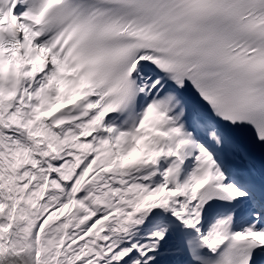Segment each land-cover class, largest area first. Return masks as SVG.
<instances>
[{
	"label": "snow or ice",
	"instance_id": "1",
	"mask_svg": "<svg viewBox=\"0 0 264 264\" xmlns=\"http://www.w3.org/2000/svg\"><path fill=\"white\" fill-rule=\"evenodd\" d=\"M0 264H264V0H0Z\"/></svg>",
	"mask_w": 264,
	"mask_h": 264
}]
</instances>
